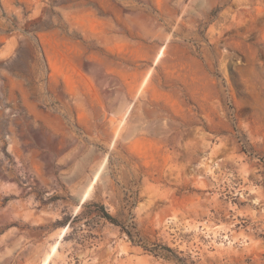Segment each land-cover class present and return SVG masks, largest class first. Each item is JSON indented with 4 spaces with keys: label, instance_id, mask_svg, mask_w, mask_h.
<instances>
[{
    "label": "rangeland",
    "instance_id": "obj_1",
    "mask_svg": "<svg viewBox=\"0 0 264 264\" xmlns=\"http://www.w3.org/2000/svg\"><path fill=\"white\" fill-rule=\"evenodd\" d=\"M0 264H264V0H0Z\"/></svg>",
    "mask_w": 264,
    "mask_h": 264
},
{
    "label": "trees",
    "instance_id": "obj_2",
    "mask_svg": "<svg viewBox=\"0 0 264 264\" xmlns=\"http://www.w3.org/2000/svg\"><path fill=\"white\" fill-rule=\"evenodd\" d=\"M106 216V218H108V219H110V217H108L107 215H105ZM111 220V219H110Z\"/></svg>",
    "mask_w": 264,
    "mask_h": 264
},
{
    "label": "bare ground",
    "instance_id": "obj_3",
    "mask_svg": "<svg viewBox=\"0 0 264 264\" xmlns=\"http://www.w3.org/2000/svg\"><path fill=\"white\" fill-rule=\"evenodd\" d=\"M86 198V197H85ZM84 201V200H83ZM55 250V249H54Z\"/></svg>",
    "mask_w": 264,
    "mask_h": 264
}]
</instances>
